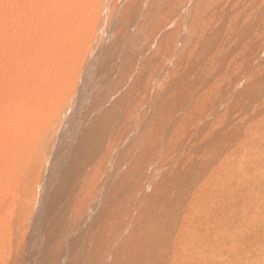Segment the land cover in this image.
<instances>
[{
	"label": "bare ground",
	"instance_id": "bare-ground-1",
	"mask_svg": "<svg viewBox=\"0 0 264 264\" xmlns=\"http://www.w3.org/2000/svg\"><path fill=\"white\" fill-rule=\"evenodd\" d=\"M253 140L264 0H0V264H217Z\"/></svg>",
	"mask_w": 264,
	"mask_h": 264
},
{
	"label": "rangeland",
	"instance_id": "rangeland-1",
	"mask_svg": "<svg viewBox=\"0 0 264 264\" xmlns=\"http://www.w3.org/2000/svg\"><path fill=\"white\" fill-rule=\"evenodd\" d=\"M207 25V23H203L202 27L204 26L205 29ZM251 143V147L244 148L245 150L243 149V151L238 156V164L240 165L239 168L234 170L228 168L219 176L220 181L216 183L217 187L215 186V188L213 189L212 195L216 194L220 197L223 192H227V190L225 189L227 185L231 186V193L234 191L235 186L238 184V182L240 185H244L245 188L248 185V188H246L245 191V195L239 202V205L237 207H233L230 212H227L224 215V220H227L226 222L230 226L229 229L226 230L223 228L222 231H220V238L218 239L219 242H217V240H214L212 243H210V240H204L203 243H201L200 245L198 244V248H200L201 251L204 250L203 252L205 254H208L210 251L212 252V254L214 253L213 256L220 264H239L236 261L235 254L245 250L246 248H249V246L253 247L254 253L257 254L259 252V245L264 247V146H252L255 143L254 140ZM6 168L7 171H9L10 165H7ZM63 195H59L55 200L53 199V204L49 203L48 206L50 207L52 205L53 207H51L54 209L61 204L60 202H64L65 204V201H63ZM208 202L210 203V205H212L211 200L208 199ZM54 203H56L57 205H54ZM207 208H213L214 210H216V213L219 216L221 207H204V209ZM199 209H203V207L200 205ZM231 212H233V214ZM204 236L196 235L195 240H203Z\"/></svg>",
	"mask_w": 264,
	"mask_h": 264
}]
</instances>
